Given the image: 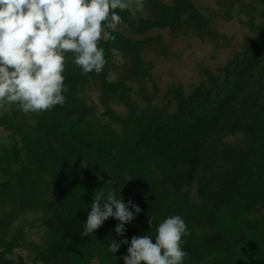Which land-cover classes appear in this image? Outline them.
<instances>
[{
	"label": "trees",
	"instance_id": "trees-1",
	"mask_svg": "<svg viewBox=\"0 0 264 264\" xmlns=\"http://www.w3.org/2000/svg\"><path fill=\"white\" fill-rule=\"evenodd\" d=\"M218 4L251 34L190 90L161 95L143 53L167 54V43L149 33L230 39L194 0H145L100 42L101 73L82 74L67 54L63 106L0 107V264H124L127 245L115 255L113 239L154 238L173 215L189 232L184 264H264V0ZM95 192L141 208L123 236L112 217L81 235Z\"/></svg>",
	"mask_w": 264,
	"mask_h": 264
},
{
	"label": "clouds",
	"instance_id": "clouds-1",
	"mask_svg": "<svg viewBox=\"0 0 264 264\" xmlns=\"http://www.w3.org/2000/svg\"><path fill=\"white\" fill-rule=\"evenodd\" d=\"M144 4L145 0H0V107L14 105L29 115L63 106L67 54L82 74L101 73L106 59L100 42L114 39L112 33L122 23L119 12L134 16ZM112 51L122 58L117 49ZM141 211L120 194L117 198L114 192H95L81 235H94L112 217L118 221L114 231L123 236L126 224ZM188 234L182 217L173 215L159 223L154 238L113 239L108 251L116 255L122 244L127 245L124 264H184L188 254L181 242Z\"/></svg>",
	"mask_w": 264,
	"mask_h": 264
},
{
	"label": "rangeland",
	"instance_id": "rangeland-1",
	"mask_svg": "<svg viewBox=\"0 0 264 264\" xmlns=\"http://www.w3.org/2000/svg\"><path fill=\"white\" fill-rule=\"evenodd\" d=\"M194 3L210 17L212 28L225 34L230 42L223 41L222 46L215 47L207 39H200L192 32L185 33L184 30L178 34L168 30H156L149 33V35L162 34L167 43V54L155 50H146L143 53L145 58L153 63L152 74L158 83L161 95L165 94V88L172 83H180L190 90L202 77L204 78L202 73L204 68L212 71L218 69L251 34V31L239 22L237 16L230 21L224 18L218 0H194ZM238 15L244 16L243 13ZM121 110L122 108L119 107L118 112ZM30 232L33 238H38L40 235L37 234L36 228L31 229Z\"/></svg>",
	"mask_w": 264,
	"mask_h": 264
}]
</instances>
